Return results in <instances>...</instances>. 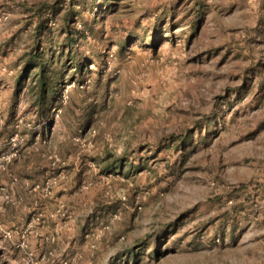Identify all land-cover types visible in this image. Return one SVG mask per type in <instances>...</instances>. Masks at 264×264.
Returning a JSON list of instances; mask_svg holds the SVG:
<instances>
[{
    "label": "rangeland",
    "instance_id": "obj_1",
    "mask_svg": "<svg viewBox=\"0 0 264 264\" xmlns=\"http://www.w3.org/2000/svg\"><path fill=\"white\" fill-rule=\"evenodd\" d=\"M31 252L264 264V0H0V264Z\"/></svg>",
    "mask_w": 264,
    "mask_h": 264
},
{
    "label": "trees",
    "instance_id": "obj_2",
    "mask_svg": "<svg viewBox=\"0 0 264 264\" xmlns=\"http://www.w3.org/2000/svg\"><path fill=\"white\" fill-rule=\"evenodd\" d=\"M44 31H46V28L40 27L39 33L42 34ZM75 40L76 37H70L67 41L72 45ZM43 53V50H38L37 53L27 59L18 82L20 84L22 80L28 78V74L33 69L37 70L31 75L34 84L32 88H34L36 94L35 106L42 118H48L57 91V83L60 82L64 71H60L57 63L50 65L49 61L43 58ZM172 138L173 141H178L180 144L188 142L186 137L173 136ZM121 165L122 163L119 164V166Z\"/></svg>",
    "mask_w": 264,
    "mask_h": 264
},
{
    "label": "built area",
    "instance_id": "obj_3",
    "mask_svg": "<svg viewBox=\"0 0 264 264\" xmlns=\"http://www.w3.org/2000/svg\"><path fill=\"white\" fill-rule=\"evenodd\" d=\"M8 234L11 236V233L8 232ZM45 257H46V255H43L42 256V258H45ZM28 258H29L28 264H34V263H36V260H35V258L33 256L32 252L31 253H28Z\"/></svg>",
    "mask_w": 264,
    "mask_h": 264
}]
</instances>
